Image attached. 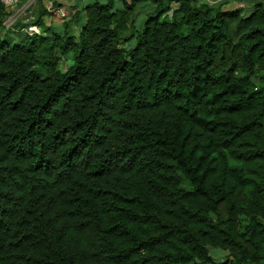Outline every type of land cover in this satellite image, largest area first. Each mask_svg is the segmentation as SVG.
<instances>
[{
	"label": "trees",
	"instance_id": "obj_1",
	"mask_svg": "<svg viewBox=\"0 0 264 264\" xmlns=\"http://www.w3.org/2000/svg\"><path fill=\"white\" fill-rule=\"evenodd\" d=\"M121 1L0 38V264H264V3Z\"/></svg>",
	"mask_w": 264,
	"mask_h": 264
},
{
	"label": "rangeland",
	"instance_id": "obj_2",
	"mask_svg": "<svg viewBox=\"0 0 264 264\" xmlns=\"http://www.w3.org/2000/svg\"><path fill=\"white\" fill-rule=\"evenodd\" d=\"M17 0V5L14 7H3V14L5 15L3 22H0V38L11 34L13 39L18 41L19 36L33 35H51L61 33L64 30L65 22H73L71 32L74 36H78L79 29L76 26V12H79L84 6L95 0ZM101 3H107L109 0H98ZM129 1V0H128ZM210 5L222 4L225 10H234L244 7V15L248 14V10L252 7V3L259 1L264 3V0H203ZM124 3L121 0H115V9L123 10ZM173 7H177L173 4ZM156 8V4L152 2L141 3L137 6L135 17V25L137 29H141L143 21L147 14L151 13ZM36 18L34 22L33 18ZM43 19V26L37 25L39 19ZM36 26L38 32L31 34L28 32L30 26ZM45 27H51L49 32ZM126 47L133 46V41L129 42ZM59 54V53H58ZM73 54L64 56L61 60L59 68L66 71L73 64ZM212 256L217 259L219 263L227 262V253L217 250L211 252Z\"/></svg>",
	"mask_w": 264,
	"mask_h": 264
},
{
	"label": "built area",
	"instance_id": "obj_3",
	"mask_svg": "<svg viewBox=\"0 0 264 264\" xmlns=\"http://www.w3.org/2000/svg\"><path fill=\"white\" fill-rule=\"evenodd\" d=\"M0 4L5 7H14L17 5V0H0ZM28 32H30L31 34H35L36 32H38V28L36 26H30Z\"/></svg>",
	"mask_w": 264,
	"mask_h": 264
}]
</instances>
